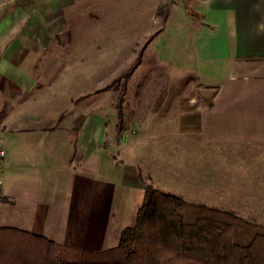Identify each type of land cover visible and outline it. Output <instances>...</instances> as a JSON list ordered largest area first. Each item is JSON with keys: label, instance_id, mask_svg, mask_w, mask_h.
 I'll list each match as a JSON object with an SVG mask.
<instances>
[{"label": "crops", "instance_id": "obj_1", "mask_svg": "<svg viewBox=\"0 0 264 264\" xmlns=\"http://www.w3.org/2000/svg\"><path fill=\"white\" fill-rule=\"evenodd\" d=\"M92 1L0 0V114L6 106L0 115L5 151L0 225L69 248L102 251L116 246L130 225L118 209L134 199L132 194L144 195L142 177L170 174L166 152L172 155V148L167 150L166 134L183 144L190 137L235 149L264 147V0H125L123 13L137 11L138 16L166 4L165 18L146 40L141 62L150 58L166 64V74L195 78L203 89L154 118L164 129L152 127L161 136L155 143L163 154L159 162L152 137L115 146L112 139H102V126L91 115L19 116L43 108L38 101L46 85L40 81L59 78L45 65L59 63L58 49L72 46L59 37L75 31L78 18L93 9ZM31 94L36 104L24 102ZM177 150L184 154V146Z\"/></svg>", "mask_w": 264, "mask_h": 264}, {"label": "rangeland", "instance_id": "obj_2", "mask_svg": "<svg viewBox=\"0 0 264 264\" xmlns=\"http://www.w3.org/2000/svg\"><path fill=\"white\" fill-rule=\"evenodd\" d=\"M92 3L93 9L87 16L78 18L75 31L60 35V41L72 42V46L58 49L60 62L45 65L53 68L59 78L40 81L46 86L39 101L33 96L35 94L24 99L26 104L32 105L38 101L43 108L28 114L19 113V116L21 119L34 116L48 119L53 115L66 114L70 119H82L85 114L91 115L94 124L102 126V133H99L102 139H112L115 146L126 145L138 136L152 137L154 145L151 146L156 148L153 154L159 162L163 154L155 143L161 136L155 128H159L161 123H154V118L162 117L166 106L170 107L176 100L188 93H201L203 89L195 78H173L166 74V64L146 58L126 82L122 102L124 124L117 135L116 104L120 87L110 83L131 65L146 40L160 28L166 4H159L146 16H138L137 11L123 13L125 0H93ZM140 27H148V30L143 32L138 30ZM69 75H72L71 79L67 78ZM33 98L35 101L31 102ZM5 107L3 104L2 116ZM150 115L153 120H150ZM178 119L180 117L177 122ZM177 137L166 134L164 140L167 150L172 148V155L166 152L171 161L170 174L165 179L160 173L150 178L143 176V183L179 195L187 201L190 204L185 213L188 221L197 217H214L228 222L232 226L234 240L239 244L248 243L256 232H264V185L260 183L264 180V147L235 149L229 145L202 144L190 137L184 138L183 144ZM181 146H184V154L177 150ZM132 195L134 199L126 201L118 209L122 221H129L130 225L134 223L144 196L142 192ZM59 256L61 260L81 258L97 261L101 258L90 252L78 255L65 251Z\"/></svg>", "mask_w": 264, "mask_h": 264}, {"label": "trees", "instance_id": "obj_3", "mask_svg": "<svg viewBox=\"0 0 264 264\" xmlns=\"http://www.w3.org/2000/svg\"><path fill=\"white\" fill-rule=\"evenodd\" d=\"M142 50L110 83L120 87L117 135L124 124L126 82L141 63ZM189 206L181 196L147 185L134 223L122 229L116 246L102 251L69 248L27 230L0 226V264H264V232H256L248 243L239 244L228 222L214 217L188 221L185 213ZM65 251L78 255L90 252L101 258L61 260L59 255Z\"/></svg>", "mask_w": 264, "mask_h": 264}, {"label": "built area", "instance_id": "obj_4", "mask_svg": "<svg viewBox=\"0 0 264 264\" xmlns=\"http://www.w3.org/2000/svg\"><path fill=\"white\" fill-rule=\"evenodd\" d=\"M4 155H5V151L2 147H0V165L3 161Z\"/></svg>", "mask_w": 264, "mask_h": 264}]
</instances>
